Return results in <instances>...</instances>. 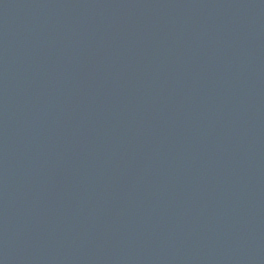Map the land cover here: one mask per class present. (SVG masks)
<instances>
[{"label":"water","instance_id":"water-1","mask_svg":"<svg viewBox=\"0 0 264 264\" xmlns=\"http://www.w3.org/2000/svg\"><path fill=\"white\" fill-rule=\"evenodd\" d=\"M0 264H264V0H0Z\"/></svg>","mask_w":264,"mask_h":264}]
</instances>
